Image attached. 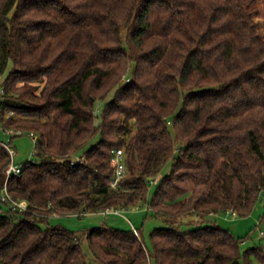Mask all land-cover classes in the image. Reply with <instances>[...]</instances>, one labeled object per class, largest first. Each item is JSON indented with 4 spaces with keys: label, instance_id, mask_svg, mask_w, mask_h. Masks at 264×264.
Listing matches in <instances>:
<instances>
[{
    "label": "trees",
    "instance_id": "16d2710c",
    "mask_svg": "<svg viewBox=\"0 0 264 264\" xmlns=\"http://www.w3.org/2000/svg\"><path fill=\"white\" fill-rule=\"evenodd\" d=\"M256 15L264 0H0L1 122L37 139L7 182L27 210L0 201V264H92L85 244L97 264H264V245L242 248L251 231L205 221L248 216L264 195ZM10 163L0 143V189ZM141 204L163 223L150 245L144 222L50 223Z\"/></svg>",
    "mask_w": 264,
    "mask_h": 264
},
{
    "label": "rangeland",
    "instance_id": "374dc122",
    "mask_svg": "<svg viewBox=\"0 0 264 264\" xmlns=\"http://www.w3.org/2000/svg\"><path fill=\"white\" fill-rule=\"evenodd\" d=\"M256 22L260 23V30L264 29V16H254ZM98 110H101L103 103L98 104ZM6 132L4 129L0 128V142L9 143L12 139L11 146L17 151L15 155L14 162L16 164L22 165L27 160H34V148L35 142L33 140V136L30 132H23L21 135L13 137ZM81 159L78 156L73 158L74 162H79ZM170 170V163L166 165L163 169L161 176L168 173ZM264 210V195L261 196V199L255 204L252 212L248 216H226V214L222 213L217 216H209L205 218L207 220H217L220 225L225 228L231 229L238 236H245L251 231L249 237L246 238L242 242V248L245 250L249 247L264 245V221L261 222L259 217L263 213ZM148 215L147 207L144 204H141L137 208L122 211L120 215H115L112 213L103 214V213H95V214H86V215H51L50 223L52 225L63 224L67 228L71 230H80L86 227L98 226L103 223H108L110 225L116 226L122 229H130L132 228V224L136 227H140L144 222V239L148 245H150L149 234L150 232L157 227H161L163 223L161 220L153 218ZM216 218V219H215ZM200 219L197 217H187L184 221L189 222H200ZM196 224H185L183 226L184 229H188L191 226H195ZM191 227V228H192ZM84 251L91 258L92 264H97L95 260H93L92 252L87 244L84 245Z\"/></svg>",
    "mask_w": 264,
    "mask_h": 264
},
{
    "label": "built area",
    "instance_id": "2783aa9c",
    "mask_svg": "<svg viewBox=\"0 0 264 264\" xmlns=\"http://www.w3.org/2000/svg\"><path fill=\"white\" fill-rule=\"evenodd\" d=\"M6 96V91L4 85L0 81V128H3L2 122H1V117H2V112H3V101L5 100ZM6 132L10 133L11 135H20L23 132L22 131H16L14 129H5ZM33 136V135H32ZM34 142H36V137L33 136ZM9 152L10 158H11V163L10 165L6 168L5 170V175H6V182L3 188L0 189V201L2 202H9L13 205V207L18 208L19 211L27 210L28 208V202L25 200H15L11 196L9 189H8V180L12 176H20L23 171V165L16 164L14 162L15 155L17 151L9 144L0 142ZM125 152L124 149H117L114 151L113 157H112V162L115 164V176L112 180V187L116 188L119 184V182L125 177L126 171H127V166L125 162ZM33 161V159L31 160ZM74 162V161H73ZM77 163V162H74ZM114 214H121L122 211L118 209H114L110 211ZM55 215V214H54ZM85 215V214H84ZM228 216H236L237 213L235 211H228L227 212ZM134 231L136 232L137 235L138 231L135 227Z\"/></svg>",
    "mask_w": 264,
    "mask_h": 264
}]
</instances>
